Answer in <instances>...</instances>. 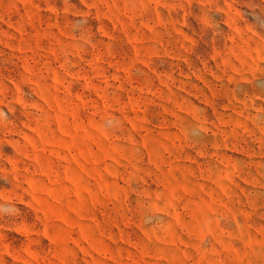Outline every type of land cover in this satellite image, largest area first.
Wrapping results in <instances>:
<instances>
[{"label": "rangeland", "instance_id": "rangeland-1", "mask_svg": "<svg viewBox=\"0 0 264 264\" xmlns=\"http://www.w3.org/2000/svg\"><path fill=\"white\" fill-rule=\"evenodd\" d=\"M0 264H264V0H0Z\"/></svg>", "mask_w": 264, "mask_h": 264}]
</instances>
